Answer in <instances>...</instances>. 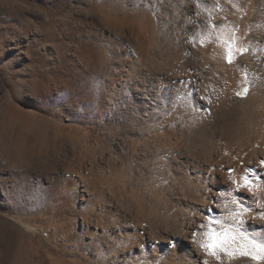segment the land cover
<instances>
[{"label":"rangeland","instance_id":"obj_1","mask_svg":"<svg viewBox=\"0 0 264 264\" xmlns=\"http://www.w3.org/2000/svg\"><path fill=\"white\" fill-rule=\"evenodd\" d=\"M210 1L0 0V264H76V247L86 258L87 233L74 229L81 220L108 223L110 184L134 214L166 222V197L154 185L165 175L161 152L190 146V132L169 128L153 140L139 126L135 100L154 73L175 78L187 61L191 42L172 32L184 18L178 7L201 13ZM9 107L22 115L16 129L2 122ZM107 151L137 162L126 191L122 175L96 177L89 165Z\"/></svg>","mask_w":264,"mask_h":264},{"label":"bare ground","instance_id":"obj_2","mask_svg":"<svg viewBox=\"0 0 264 264\" xmlns=\"http://www.w3.org/2000/svg\"><path fill=\"white\" fill-rule=\"evenodd\" d=\"M206 5L201 13L197 5L178 7L184 18L172 32L179 43L185 35L191 42L187 61L177 66L175 78L154 73L153 83L138 91L135 100L141 112L139 126L153 140L169 128L190 132V146L161 152L165 175L154 179L173 221H167V215L166 222L155 224L136 210L134 214L110 184L103 188L109 202H101L110 213L108 223L89 227L81 220L74 229L87 233L88 256L73 248L80 256L76 264H264V253L259 251L264 247V0H213ZM229 43L232 63L227 59ZM4 111L2 122H11L16 129L21 112L10 107ZM121 143L116 141L118 148ZM137 151L130 155L135 158ZM106 153L90 161L94 175L109 178L118 173L122 175L116 178L118 187L126 189L133 181L132 164L137 162L124 164L111 151ZM245 178L250 181V192L238 188ZM80 194L79 205L84 206ZM212 232L236 238L229 248L231 256L218 252L217 259L200 247ZM169 239L176 242L174 247L169 246ZM242 249L249 254L242 255ZM253 255L259 258L252 259ZM88 259L91 263H86Z\"/></svg>","mask_w":264,"mask_h":264},{"label":"snow or ice","instance_id":"obj_3","mask_svg":"<svg viewBox=\"0 0 264 264\" xmlns=\"http://www.w3.org/2000/svg\"><path fill=\"white\" fill-rule=\"evenodd\" d=\"M232 58H233V51L231 44H228V55L227 59L229 63H232ZM238 188H245L249 192L252 191L250 187V181L247 180V178L244 179V182L240 185H238ZM262 219H264V215L261 216ZM235 237L231 236L227 232L224 233H208V240L206 243H201L200 247L205 250V252L209 255L216 256L217 259H219L218 252H224L227 255L231 256L233 253L229 251V248L232 244V242L235 241ZM175 241H172L169 239V246L174 247L175 246ZM259 247V246H257ZM259 251L264 253V247H259ZM242 255H248L249 253L246 250H241ZM258 256L253 255L252 259H258ZM201 264H207L206 261L201 262Z\"/></svg>","mask_w":264,"mask_h":264}]
</instances>
